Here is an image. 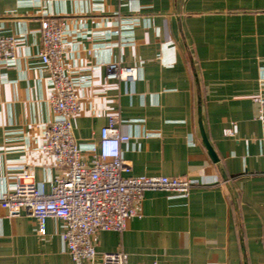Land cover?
Masks as SVG:
<instances>
[{
	"label": "crops",
	"instance_id": "1",
	"mask_svg": "<svg viewBox=\"0 0 264 264\" xmlns=\"http://www.w3.org/2000/svg\"><path fill=\"white\" fill-rule=\"evenodd\" d=\"M45 15L65 22V63L82 81L73 130L84 155L117 115L130 136L126 176L197 182L187 197L146 191L139 215L122 232L99 231L96 249L124 250L129 264H264V127L255 101L264 0H0L4 31L16 37V60L2 65L0 197L24 172L47 192L65 173L41 150L56 115L38 56ZM109 62L137 66L138 79H107ZM46 228L40 235L35 218L0 204V264H75L61 222L50 218Z\"/></svg>",
	"mask_w": 264,
	"mask_h": 264
},
{
	"label": "built area",
	"instance_id": "2",
	"mask_svg": "<svg viewBox=\"0 0 264 264\" xmlns=\"http://www.w3.org/2000/svg\"><path fill=\"white\" fill-rule=\"evenodd\" d=\"M40 33L42 47L38 56L50 74V101L56 114L46 124L41 150L52 155L65 173L53 181L47 192L45 184H37L32 174L24 172L18 177L15 190L2 193L0 204L10 216L26 213L35 218L37 232L42 236L46 235L48 219L59 220L63 244L75 264H129V254L124 250L96 249L94 240L98 232L124 231L128 221L139 215L138 204L146 191L171 190L187 197L197 182L180 176H126L132 164L124 158L122 144L130 136L121 132L117 115L110 116L101 130L99 143L90 147L91 158H87L73 130V119L81 111L78 88L82 81L65 63V22L45 15ZM15 47L16 37L5 33L0 19V94L5 81L2 65L16 60ZM138 76L137 66L120 62L106 66L110 80L134 82ZM260 86L261 93L255 101L261 106L258 117L264 127V78ZM225 134L232 135L233 130L227 128Z\"/></svg>",
	"mask_w": 264,
	"mask_h": 264
},
{
	"label": "water",
	"instance_id": "3",
	"mask_svg": "<svg viewBox=\"0 0 264 264\" xmlns=\"http://www.w3.org/2000/svg\"><path fill=\"white\" fill-rule=\"evenodd\" d=\"M204 140H205L207 148H208L210 154L212 155V157L215 158V159H218V156H217L216 152L214 151V148L212 147L210 142L207 140V138H204Z\"/></svg>",
	"mask_w": 264,
	"mask_h": 264
}]
</instances>
